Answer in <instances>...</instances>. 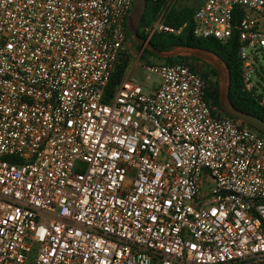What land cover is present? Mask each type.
<instances>
[{
  "label": "built area",
  "instance_id": "obj_1",
  "mask_svg": "<svg viewBox=\"0 0 264 264\" xmlns=\"http://www.w3.org/2000/svg\"><path fill=\"white\" fill-rule=\"evenodd\" d=\"M132 2L0 0V264H264L259 132L185 64L106 93ZM194 24L236 35L253 89L264 0H203Z\"/></svg>",
  "mask_w": 264,
  "mask_h": 264
},
{
  "label": "trees",
  "instance_id": "obj_2",
  "mask_svg": "<svg viewBox=\"0 0 264 264\" xmlns=\"http://www.w3.org/2000/svg\"><path fill=\"white\" fill-rule=\"evenodd\" d=\"M199 5L196 7L191 5L183 6L176 4L173 0L170 2L169 0H145L143 13L138 23L139 30L135 34L138 39L137 48H140L141 42L146 41L149 34L148 30L152 29L159 19L164 27L173 31L155 29L141 50L140 59L145 60L147 64L152 63L148 61L149 58L161 60L163 64H187L185 62L187 58L196 60L200 57L196 52L213 54L224 65L228 74L226 96L229 105L234 110L264 123V96L257 93L255 86L251 90L245 87L243 82V64L239 56L240 45L236 35L233 34L224 41H219L212 37L202 38L195 36L194 13ZM240 14L239 11H236L234 14L235 18ZM126 35L130 36L127 29ZM176 49H188L192 51V54L186 57L175 52ZM158 53L165 54V56H160ZM128 65L129 57L122 54L111 73L106 93H110L125 77ZM189 68L196 72L191 66ZM210 69L215 74V71L212 68ZM200 75L204 79L207 77L204 73H200ZM204 98L213 110V114H223L224 116L237 119L225 109L221 101V90L217 81L209 84ZM216 109L218 110L217 112ZM241 123L252 128L245 121H241ZM259 134L264 138V133L259 132Z\"/></svg>",
  "mask_w": 264,
  "mask_h": 264
},
{
  "label": "rangeland",
  "instance_id": "obj_3",
  "mask_svg": "<svg viewBox=\"0 0 264 264\" xmlns=\"http://www.w3.org/2000/svg\"><path fill=\"white\" fill-rule=\"evenodd\" d=\"M178 5L183 6H197L200 4V1L203 0H173ZM140 2L141 0H133L131 10L126 19V29L130 33V36L126 35V41L123 48V54L129 57V65L126 71L128 79L138 86H140L141 91L145 94H150L153 88L158 83V77L156 75L150 74L144 70V67L147 65L145 60L140 59L141 48L145 46L144 42H141L140 48H137L138 39L135 34L139 30L138 23L140 19ZM175 52L182 54L183 56L189 57L192 54V51L188 49H176ZM200 57L196 60L187 58L185 62L191 66L198 74L204 73L207 75V79L210 83H215L216 81L219 84L221 90V101L223 105L228 108V100L226 96L227 84H228V74L224 65L217 60V58L210 53L196 52ZM248 55L254 59V67L256 69V74L252 75V81L254 86L257 89V93L264 96V62L262 60L259 50L248 49ZM152 63L162 64L161 60L148 59ZM212 68L215 71V74L211 72ZM218 110L216 109V112ZM223 115V114H222Z\"/></svg>",
  "mask_w": 264,
  "mask_h": 264
},
{
  "label": "water",
  "instance_id": "obj_4",
  "mask_svg": "<svg viewBox=\"0 0 264 264\" xmlns=\"http://www.w3.org/2000/svg\"><path fill=\"white\" fill-rule=\"evenodd\" d=\"M144 4H145V0H141L140 6H139V9H140V17H141V15L143 13ZM144 43H146V42H144ZM143 48L144 47H142L141 50ZM158 55L165 56V54H162V53H158ZM228 105H229V102H228ZM225 109L229 113H231L232 115H234L237 118V120H239V121H245V122L249 123L252 126V128L256 129L258 132L264 133V123L262 121L257 120V119H255V118H253L251 116L245 115V114H243L241 112H238V111L234 110L230 105H229L228 108L225 107Z\"/></svg>",
  "mask_w": 264,
  "mask_h": 264
},
{
  "label": "crops",
  "instance_id": "obj_5",
  "mask_svg": "<svg viewBox=\"0 0 264 264\" xmlns=\"http://www.w3.org/2000/svg\"><path fill=\"white\" fill-rule=\"evenodd\" d=\"M201 3H202V1H200V4H201ZM127 17H128V16H127ZM126 19H127V18H126ZM125 21H126V20H125ZM125 26H126V22H125ZM126 77H127V76H126ZM155 87H156V86H155ZM155 87H154V88H155ZM154 88H153V89H154Z\"/></svg>",
  "mask_w": 264,
  "mask_h": 264
}]
</instances>
